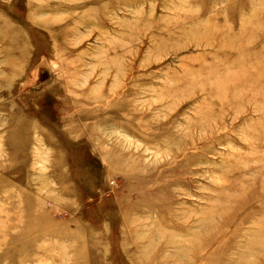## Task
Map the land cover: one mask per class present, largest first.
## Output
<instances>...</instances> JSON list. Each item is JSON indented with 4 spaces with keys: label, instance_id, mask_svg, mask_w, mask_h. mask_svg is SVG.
Here are the masks:
<instances>
[{
    "label": "rangeland",
    "instance_id": "1",
    "mask_svg": "<svg viewBox=\"0 0 264 264\" xmlns=\"http://www.w3.org/2000/svg\"><path fill=\"white\" fill-rule=\"evenodd\" d=\"M2 22L0 264L264 262V0H0Z\"/></svg>",
    "mask_w": 264,
    "mask_h": 264
},
{
    "label": "bare ground",
    "instance_id": "2",
    "mask_svg": "<svg viewBox=\"0 0 264 264\" xmlns=\"http://www.w3.org/2000/svg\"><path fill=\"white\" fill-rule=\"evenodd\" d=\"M24 23L26 24L27 22H24ZM1 24H2V26L0 28V42H4V43L7 42V46L5 48L7 50L6 51L7 52V60L10 61L12 63V65L9 66V65L6 64L3 67L0 66V72H2V73H0V75L2 77L3 73H7V74H5L7 77L2 78L1 80H5V79L12 80L13 77L18 76L17 75V72H18L17 70H18V66H19V63H18L19 53L17 52L18 51L17 50L18 49L17 48V42H16V40L14 38H12L11 36L8 35V33H7V31L5 30V27H4L5 26V22H2ZM1 80H0V83L2 82ZM259 188L262 189V187H260V186H259ZM259 193H261V192H259ZM260 195H262V194H259V196ZM249 198L252 199V197H249ZM246 203H248V202L239 203L238 205H243V204H246ZM241 208H243V207L241 206ZM241 208L239 207V210ZM195 254L197 256V253H195ZM262 264H264V262Z\"/></svg>",
    "mask_w": 264,
    "mask_h": 264
}]
</instances>
